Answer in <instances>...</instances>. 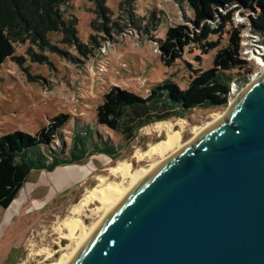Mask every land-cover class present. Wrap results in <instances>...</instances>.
<instances>
[{"label": "rangeland", "instance_id": "374dc122", "mask_svg": "<svg viewBox=\"0 0 264 264\" xmlns=\"http://www.w3.org/2000/svg\"><path fill=\"white\" fill-rule=\"evenodd\" d=\"M104 1L110 10L111 23L118 24L116 30L92 28L93 23L110 25L98 17L96 0H69L60 11L66 19H75L77 44L65 41L61 33L51 35L49 46L39 47L28 40L16 42L14 57L20 61L8 59L0 67V136L16 131L33 135L62 113L69 120L59 131L58 140L40 149L45 157L52 152L67 156L72 140L84 135L86 129L91 131L89 148L97 143L111 146L118 153L115 160L100 154L52 172H32L11 205L0 209V264H43L47 252L54 255L53 262L68 254L74 242L60 238L61 234H67L61 222L74 217L72 208L87 190L97 185L98 176L121 183L119 176L109 175V168L118 162L129 163L130 171L146 170L157 162V156L139 160L135 155L166 139L164 131L154 128L157 123L173 125L180 132L182 144H189L194 128L205 126L213 120L212 116L227 111L237 95L262 72L264 34L256 32L244 14L237 13L226 27L219 48L226 46L231 32L241 31L240 55L252 73L247 75L241 69L227 73L232 82L226 105L193 109L183 119L155 122L141 128L127 144L121 134L99 126L95 120L96 107L102 103L104 94L118 87L144 98L164 81L186 89L194 76L192 70L211 68L217 50L202 55L198 49L189 48L181 60L167 68L160 60L159 46L168 28L189 26L186 21L193 19L184 0H134L127 9L124 5L119 7L125 0ZM90 36L96 38L95 43H89ZM81 43L86 47V55L77 46ZM35 56L44 58L37 60ZM123 181L122 185L127 187L129 180ZM99 207L93 203L79 215L83 233L98 221L100 214H94V210ZM77 233L80 234V229Z\"/></svg>", "mask_w": 264, "mask_h": 264}, {"label": "water", "instance_id": "95a60500", "mask_svg": "<svg viewBox=\"0 0 264 264\" xmlns=\"http://www.w3.org/2000/svg\"><path fill=\"white\" fill-rule=\"evenodd\" d=\"M65 264H264V67L118 201Z\"/></svg>", "mask_w": 264, "mask_h": 264}, {"label": "trees", "instance_id": "16d2710c", "mask_svg": "<svg viewBox=\"0 0 264 264\" xmlns=\"http://www.w3.org/2000/svg\"><path fill=\"white\" fill-rule=\"evenodd\" d=\"M69 0H0V67L14 57V43L28 40L39 47L49 46L50 37L61 33L68 43L77 44L75 19H66L60 8ZM134 0L119 4L131 8ZM96 13L109 24L92 28L112 32L118 27L110 21V10L104 0H96ZM191 8L193 19L185 24L168 28L159 46L160 60L167 68L181 60L189 48H196L202 55L217 50L212 66L207 70H192L193 78L186 89L164 81L153 88L146 97L112 87L103 96L102 103L96 107L95 120L101 127L121 134L127 144L135 139L139 130L145 126L169 118L183 119L185 113L193 109H212L224 107L229 98L232 77L227 75L235 69L251 74L248 63L242 59L241 31L235 29L229 34L226 46L219 48L226 27L232 23L235 14L246 16L256 32L264 34V0H184ZM128 11V10H126ZM130 14V13H129ZM212 38H216L213 40ZM94 36L89 43H95ZM86 55L84 44L77 45ZM89 53V52H88ZM33 55V54H32ZM37 60L44 57L35 56ZM199 61L200 59L197 58ZM188 67H190L188 65ZM69 116L58 114L47 125L33 135L16 131L0 136V209H7L17 197L32 172H52L58 167L81 164L94 155H105L111 160L118 157L114 148L94 144L88 147L91 131L86 129L82 136L72 140L67 156L58 153L46 154L41 148L52 146L59 138V131L68 122ZM49 158V159H48Z\"/></svg>", "mask_w": 264, "mask_h": 264}, {"label": "bare ground", "instance_id": "6f19581e", "mask_svg": "<svg viewBox=\"0 0 264 264\" xmlns=\"http://www.w3.org/2000/svg\"><path fill=\"white\" fill-rule=\"evenodd\" d=\"M264 67V66H263ZM238 97V95H237ZM235 101V100H234ZM232 101L230 106L233 104ZM229 106V107H230ZM228 111V110H227ZM227 111L223 114H218L212 116V121L201 128H194L192 130L193 140L197 139L204 131L211 128L216 123L220 122L226 115ZM154 128L158 131H164L166 139L161 140L149 147L145 152H137L135 155L139 160L144 158H150L151 156H157L158 161L152 164L148 169H137L130 171V164L127 162H118L115 166L109 168V175L112 177L119 176L121 178V183L108 182L107 177L98 176L97 185L87 190L81 201L72 208L71 215L73 218H67L61 222V227L67 230L66 235H62L60 228L59 231L60 238L67 239L74 242V247L68 254L61 255L56 261L53 262V254L45 253L43 264H65L76 248L82 243V241L89 235V233L96 227V225L103 219V217L114 207V205L129 194L135 187H137L152 171H154L159 165L173 156L175 153L179 152L184 147L190 145L192 142L182 144L180 132L173 128V125L169 123H157ZM129 180V185L127 187L122 185L123 180ZM93 203H98L99 208L94 210V214H100L98 216V221L87 229V233H83L82 221L78 218L79 215L87 209L89 205ZM80 229V234L77 231ZM66 249V248H65Z\"/></svg>", "mask_w": 264, "mask_h": 264}]
</instances>
